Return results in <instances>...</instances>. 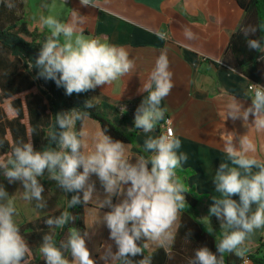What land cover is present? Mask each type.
Instances as JSON below:
<instances>
[{"label": "clouds", "instance_id": "clouds-1", "mask_svg": "<svg viewBox=\"0 0 264 264\" xmlns=\"http://www.w3.org/2000/svg\"><path fill=\"white\" fill-rule=\"evenodd\" d=\"M0 3L10 10L16 7V0H0ZM80 3L98 7L94 0H80ZM83 19L76 10L67 22L53 15L41 16V23L50 35L31 65L32 69H38V78L54 81L69 96L111 85L130 76L135 69V61L124 46L112 44L106 38L85 36L79 26ZM220 22L218 18L217 23ZM241 31L247 38V48L259 53L258 59L264 61V43L259 38H251L258 28L247 26ZM155 34L160 40L169 38L164 31ZM182 34L187 40L197 38L187 26H182ZM174 86L165 47L160 50L148 79L138 89L146 95L135 110V129L145 134L156 130L165 119L162 101ZM243 95L251 99V104L245 107L236 96L230 97L224 107V120L240 119L246 128L264 133V86L249 83ZM94 106L91 99L83 105L84 109ZM250 116L254 117L251 123ZM89 119L90 113L86 110L73 108L56 113L55 123L46 137L54 147L35 150L31 140L20 141L6 159L0 157V171L9 183L21 182L23 199L35 201L34 207L39 210L47 208L41 183L45 175L63 192L75 193L67 202L68 209L93 200L97 189L96 181L91 178L95 176L104 193L100 207L109 209L97 221L109 230L111 241L97 249L103 264H152V255H145V250L152 246L162 248L171 257L180 214L187 203L185 185L176 175V170L188 159L186 153L178 151L181 140L171 132L147 135L143 145L145 154L133 157L125 143L113 140L106 130H100L89 149L88 133L83 128ZM78 121L79 131L76 130ZM220 139L227 160L221 161L212 177L214 192L218 195L211 197L209 215L220 221L222 237L215 244V252L207 246L196 248L188 264H225V253L250 264L249 236L264 228V159L255 154V144L247 134L238 135L235 130L224 129ZM237 196L238 199L233 198ZM16 214L14 199L0 184V264H30L32 249L21 234L14 218ZM75 221L76 216L68 210L44 220L50 229L43 234L39 249L45 264H97L87 247L88 230L70 228L66 239L57 244L55 230ZM186 235L190 236L191 232ZM137 256L142 258L135 260Z\"/></svg>", "mask_w": 264, "mask_h": 264}, {"label": "crops", "instance_id": "crops-1", "mask_svg": "<svg viewBox=\"0 0 264 264\" xmlns=\"http://www.w3.org/2000/svg\"><path fill=\"white\" fill-rule=\"evenodd\" d=\"M98 5L83 6L80 0H16L12 15L25 22L29 31L35 30L44 37L50 35L49 30L41 23V16L53 15L67 22L73 10L84 17L82 24L87 37H102L108 42L124 46L135 61V69L130 76H125L108 86H99L90 90V97L97 106L110 105L115 108L118 119L124 115L127 121L134 122L136 108L144 99L146 93L138 92L152 71L157 56L162 48L168 49L170 68L173 72L174 87L161 106L166 108L165 118H169L173 135L181 140L179 152L186 153L188 159L182 162L176 170L179 180L185 185L186 193L198 199V220L212 231L223 232L220 221L209 215L211 197L215 185L212 177L221 161L227 157L223 151L220 132L227 129L238 135L247 134L254 142L256 155L264 159V133L254 128H246L242 120L235 122L228 118L224 120L225 104L232 96L244 104H251V99L244 97L247 91L248 78L243 76L236 67L222 63L230 36L234 33L244 12L233 0H94ZM47 5V7H45ZM0 6H4L0 3ZM5 7V6H4ZM6 12L10 9L5 7ZM220 18L221 22L217 23ZM182 26L189 27L197 36L187 40L182 34ZM157 31L168 34L167 40H160ZM63 41V37H61ZM220 61V63H218ZM4 64V66H2ZM234 70V71H232ZM22 62L19 63L0 49V157L7 158L12 147L20 141L33 142L32 136H37L42 127L48 133L51 121L49 102L43 93V88L32 84L22 92L7 96L11 84L17 86L18 75L22 74ZM29 77L28 83L30 84ZM6 103H8L6 105ZM110 118L114 115L108 113ZM254 117H249V123ZM163 134L161 122L157 125ZM88 133V144L91 149L93 137L100 131L99 124L89 119L83 124ZM81 129V127H80ZM129 133L128 127H122ZM147 135L157 136L159 133L145 134L143 131L134 133L126 143L129 155L135 157L145 154L144 141ZM44 186L47 208L39 210L34 207L35 201L29 202L22 197L21 182L8 183V194L14 199L17 209L16 216H24L21 223L34 222L41 217L54 216L60 213L64 202V194L54 181L47 175L41 178ZM104 193L97 191L93 200L83 208L85 230L89 231L87 247L97 264H103L99 259L97 249L109 241V230L104 225H98L100 216L109 209L100 207ZM238 199L237 197H233ZM113 202H117L114 197ZM34 217V219H32ZM180 222V221H179ZM178 222V223H179ZM42 226H46L44 222ZM25 228L34 234L47 233L46 227ZM32 249L31 264H43L40 253V240L25 238ZM264 239V228L255 230L249 236L248 246L255 247ZM155 246L147 249L152 252ZM115 251V246H113Z\"/></svg>", "mask_w": 264, "mask_h": 264}, {"label": "trees", "instance_id": "trees-1", "mask_svg": "<svg viewBox=\"0 0 264 264\" xmlns=\"http://www.w3.org/2000/svg\"><path fill=\"white\" fill-rule=\"evenodd\" d=\"M233 1H235L237 6L244 12L245 17H243L238 29L231 34L227 49L222 58V63L226 66L239 68L243 76L248 78L250 82L264 86V61L258 59L259 53L247 48V38L241 31L242 28L247 26L257 27V33L251 38H259L262 40V43H264V0ZM6 10L4 6H0V49L8 55L13 56L19 63L22 62L24 71L22 74L18 75V89L14 82V85L11 84V88L7 90V96L10 92L11 94L22 92L33 83L37 86H41L50 106L51 121L48 126V132L55 123L56 113L68 111L73 108L81 111H88L90 113V119L96 121L101 130H106V134L110 135L113 140H120L126 144L129 143V139L134 133L141 131L135 129L134 122L127 121L124 115L118 119L119 114L116 109L110 105L97 106L90 97V90L80 94L73 93L69 96L65 94L64 88L57 87L54 81L38 78V69H32L31 65H34L35 58H37L40 47L46 37L37 33L35 30L29 31L25 22L19 21V19L12 15V10L10 13L6 12ZM2 66H4V64ZM29 77L32 81L30 84L28 83ZM89 99L92 100L95 106L91 109H84L83 105L85 101ZM108 113L114 115V118H110ZM125 126L130 129L128 134L122 129V127ZM80 127L81 123L78 121L76 130L79 131ZM44 128H46L45 125L37 136H32V143L35 150H44L47 147H54V145L48 144L46 139L48 133L45 132ZM156 130L160 135L158 127ZM91 179L96 181L97 191L103 192L96 177L93 176ZM63 194L65 196L61 210H68L75 215L76 221L74 224L70 223L65 225L63 229L55 230V240L57 244H59L61 240L66 239L70 228H77L81 232L86 229L83 215V208L86 205L81 204L75 208L68 209L67 202L75 193L63 192ZM185 196L187 203L180 214V227L172 245V255L171 257L166 255L162 248H158L152 252H147L145 250V255H152V264H188V260L194 255V250L201 246H207L211 251H216L215 244L221 239L222 233L205 228L198 220V211L196 209L199 202L198 199L188 193H185ZM62 211H60V213ZM46 218H48V216L41 217L34 222L21 224L19 226L21 234L25 238L29 237L35 241L37 239L40 240L44 233L36 235L30 228L46 227L41 225ZM27 227L30 229L29 232L25 230ZM189 231L191 235L187 236L186 233ZM248 247L250 251L247 253V259H249L250 264H264V239L259 240L255 247ZM65 256L71 259L68 252H65ZM141 258L142 256H137L134 259L138 260ZM224 259L225 264H243V261L234 254L225 253Z\"/></svg>", "mask_w": 264, "mask_h": 264}, {"label": "rangeland", "instance_id": "rangeland-1", "mask_svg": "<svg viewBox=\"0 0 264 264\" xmlns=\"http://www.w3.org/2000/svg\"><path fill=\"white\" fill-rule=\"evenodd\" d=\"M7 104L8 103H6V105ZM8 183H9L8 180L3 176L2 171H0V184H2L4 186V188L7 192H8V186H9ZM14 218H15L16 222H18V223H21L22 220L25 219L24 216H15ZM32 219H34V217ZM43 264H45V262Z\"/></svg>", "mask_w": 264, "mask_h": 264}, {"label": "built area", "instance_id": "built-area-1", "mask_svg": "<svg viewBox=\"0 0 264 264\" xmlns=\"http://www.w3.org/2000/svg\"><path fill=\"white\" fill-rule=\"evenodd\" d=\"M252 83V82H251ZM254 84V83H252ZM249 86V83H248ZM247 86V89H248ZM161 127L163 128V134H168L169 132H171L173 134V128H172V124L169 118H165L162 123H161Z\"/></svg>", "mask_w": 264, "mask_h": 264}]
</instances>
